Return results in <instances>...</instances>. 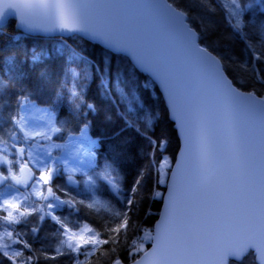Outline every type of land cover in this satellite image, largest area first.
Wrapping results in <instances>:
<instances>
[{
    "label": "trees",
    "instance_id": "trees-1",
    "mask_svg": "<svg viewBox=\"0 0 264 264\" xmlns=\"http://www.w3.org/2000/svg\"><path fill=\"white\" fill-rule=\"evenodd\" d=\"M168 1L186 14L233 84L264 98V0H238V29L228 0ZM24 100L55 114L57 141L69 142L88 125L99 146L88 176H77L72 185L60 172L49 185L66 203L57 221L29 212L13 228L20 257L13 260L0 248V264H130L139 258L151 245L180 148L156 84L125 56L77 35L27 36L11 20L0 30V143L12 158L24 145L15 140ZM84 223L102 238L101 246H67L64 228L78 230ZM230 264L257 263L250 253Z\"/></svg>",
    "mask_w": 264,
    "mask_h": 264
},
{
    "label": "water",
    "instance_id": "water-1",
    "mask_svg": "<svg viewBox=\"0 0 264 264\" xmlns=\"http://www.w3.org/2000/svg\"><path fill=\"white\" fill-rule=\"evenodd\" d=\"M77 35L160 91L180 148L150 247L130 264H264V98L238 89L168 0H0V30ZM32 183L29 166L21 169ZM5 177H0V186ZM50 195V194H49Z\"/></svg>",
    "mask_w": 264,
    "mask_h": 264
},
{
    "label": "rangeland",
    "instance_id": "rangeland-1",
    "mask_svg": "<svg viewBox=\"0 0 264 264\" xmlns=\"http://www.w3.org/2000/svg\"><path fill=\"white\" fill-rule=\"evenodd\" d=\"M228 1L235 6L232 14L237 22L234 26L238 29L242 23L238 0ZM17 127L15 140L24 142L23 147L18 149L17 157L12 158L10 155L14 154L10 153L5 144L0 143V169L8 174V180L0 186V248L13 260H17L22 251L13 233L14 225L34 210H38L43 218L50 217L57 221V211L64 208L66 203L54 191L51 192L49 185L60 172L67 175L72 185L77 184V176H88L96 164V149L99 146V140L93 138L88 125L69 142L57 141L59 131L55 114L28 100L22 102ZM25 165L33 173V181L27 187L22 183L20 172ZM166 168L168 162L164 159L160 168L161 180ZM114 189L117 191V188ZM64 232L67 246L75 250L85 246L94 249L103 244L102 238L88 223H84L78 230L65 227ZM147 237L149 234L145 233L143 239ZM113 264L124 263L116 260Z\"/></svg>",
    "mask_w": 264,
    "mask_h": 264
},
{
    "label": "flooded vegetation",
    "instance_id": "flooded-vegetation-1",
    "mask_svg": "<svg viewBox=\"0 0 264 264\" xmlns=\"http://www.w3.org/2000/svg\"><path fill=\"white\" fill-rule=\"evenodd\" d=\"M3 176L5 177V180H8V174L4 169H0V177Z\"/></svg>",
    "mask_w": 264,
    "mask_h": 264
}]
</instances>
